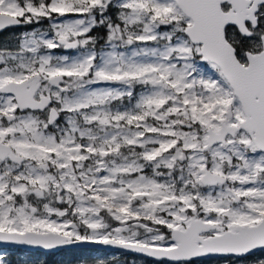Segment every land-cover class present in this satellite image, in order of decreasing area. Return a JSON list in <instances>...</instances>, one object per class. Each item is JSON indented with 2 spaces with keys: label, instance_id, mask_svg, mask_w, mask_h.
I'll return each mask as SVG.
<instances>
[{
  "label": "snow or ice",
  "instance_id": "obj_1",
  "mask_svg": "<svg viewBox=\"0 0 264 264\" xmlns=\"http://www.w3.org/2000/svg\"><path fill=\"white\" fill-rule=\"evenodd\" d=\"M87 245L264 264V0H0V264Z\"/></svg>",
  "mask_w": 264,
  "mask_h": 264
},
{
  "label": "rangeland",
  "instance_id": "obj_2",
  "mask_svg": "<svg viewBox=\"0 0 264 264\" xmlns=\"http://www.w3.org/2000/svg\"><path fill=\"white\" fill-rule=\"evenodd\" d=\"M20 255H27V253H21ZM113 255H117L118 258H121L118 256L116 252L105 251L104 253H100L97 251L95 252L92 251L91 253H81V254H76V255L71 254L69 252H65L61 256L59 255L56 256L54 259H48L47 256H41L38 259L42 261H47L48 264H80L81 259L91 260L92 258H97V257L111 258ZM138 264H146V262L138 259Z\"/></svg>",
  "mask_w": 264,
  "mask_h": 264
},
{
  "label": "trees",
  "instance_id": "obj_3",
  "mask_svg": "<svg viewBox=\"0 0 264 264\" xmlns=\"http://www.w3.org/2000/svg\"><path fill=\"white\" fill-rule=\"evenodd\" d=\"M92 251H97V252H100V253H104L105 251H102V250H94V249H79V250H77L76 252H69V253H71V254H74V255H76V254H81V253H91ZM65 252H56V253H53V254H51V255H49V256H47L48 257V259H54L56 256H61L62 254H64ZM77 257H78V255H77ZM129 259H131V257H129Z\"/></svg>",
  "mask_w": 264,
  "mask_h": 264
},
{
  "label": "water",
  "instance_id": "obj_4",
  "mask_svg": "<svg viewBox=\"0 0 264 264\" xmlns=\"http://www.w3.org/2000/svg\"><path fill=\"white\" fill-rule=\"evenodd\" d=\"M81 249H94V250L116 252V250L111 249L108 246H104V245H87V246H83Z\"/></svg>",
  "mask_w": 264,
  "mask_h": 264
}]
</instances>
